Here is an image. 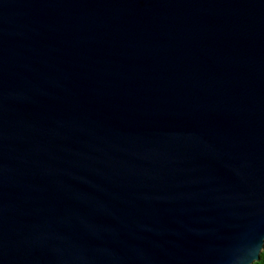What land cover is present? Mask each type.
Segmentation results:
<instances>
[{
	"label": "water",
	"instance_id": "1",
	"mask_svg": "<svg viewBox=\"0 0 264 264\" xmlns=\"http://www.w3.org/2000/svg\"><path fill=\"white\" fill-rule=\"evenodd\" d=\"M263 249L264 0H0V264Z\"/></svg>",
	"mask_w": 264,
	"mask_h": 264
},
{
	"label": "trees",
	"instance_id": "2",
	"mask_svg": "<svg viewBox=\"0 0 264 264\" xmlns=\"http://www.w3.org/2000/svg\"><path fill=\"white\" fill-rule=\"evenodd\" d=\"M252 264H264V249H263V251L261 252L260 260L255 261V262L252 263Z\"/></svg>",
	"mask_w": 264,
	"mask_h": 264
}]
</instances>
